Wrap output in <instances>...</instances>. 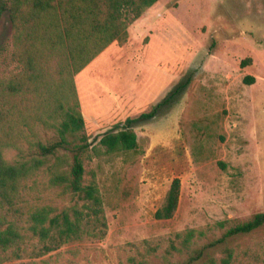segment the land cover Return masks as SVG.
<instances>
[{"label":"rangeland","instance_id":"rangeland-1","mask_svg":"<svg viewBox=\"0 0 264 264\" xmlns=\"http://www.w3.org/2000/svg\"><path fill=\"white\" fill-rule=\"evenodd\" d=\"M127 31L124 44L113 42L74 76L93 146L180 82L188 85L156 117L132 125L135 150L84 155V183L96 185L103 203L102 240L3 264H184L193 251L264 213V0H158ZM9 48L4 18L0 67ZM174 178L177 210L157 220ZM73 202L40 172L0 217L24 227L36 208ZM189 231L195 234L183 247ZM229 256L230 264H264V226L209 248L200 262Z\"/></svg>","mask_w":264,"mask_h":264},{"label":"trees","instance_id":"trees-1","mask_svg":"<svg viewBox=\"0 0 264 264\" xmlns=\"http://www.w3.org/2000/svg\"><path fill=\"white\" fill-rule=\"evenodd\" d=\"M157 1L0 0V26L6 18L10 34L7 65L0 67V209L12 207L26 182L40 172L48 176L51 187L74 201L61 208H36L24 227L0 217V264L39 258L68 244L106 236L98 188L84 183V155L90 149L96 155L135 150L132 125L156 117L189 81L180 82L149 112L101 135L93 146L84 133L74 76L113 42L124 44L128 27ZM179 195L180 180L174 178L155 219H171ZM262 226L264 213L239 222L217 241L193 251L184 264H215L200 262L209 248ZM194 234L185 232L181 245L187 247ZM230 259L220 264H230Z\"/></svg>","mask_w":264,"mask_h":264}]
</instances>
